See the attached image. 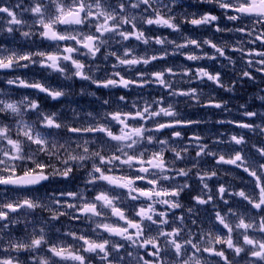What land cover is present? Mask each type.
Returning a JSON list of instances; mask_svg holds the SVG:
<instances>
[{"label":"clouds","instance_id":"9594fccd","mask_svg":"<svg viewBox=\"0 0 264 264\" xmlns=\"http://www.w3.org/2000/svg\"><path fill=\"white\" fill-rule=\"evenodd\" d=\"M0 264H264V0H0Z\"/></svg>","mask_w":264,"mask_h":264}]
</instances>
